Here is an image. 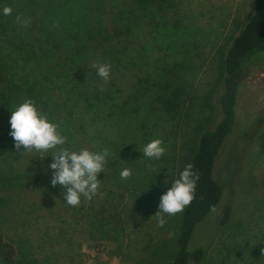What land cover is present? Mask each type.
Returning a JSON list of instances; mask_svg holds the SVG:
<instances>
[{
    "label": "trees",
    "instance_id": "obj_1",
    "mask_svg": "<svg viewBox=\"0 0 264 264\" xmlns=\"http://www.w3.org/2000/svg\"><path fill=\"white\" fill-rule=\"evenodd\" d=\"M4 6L13 9L11 15H3ZM196 8L184 0H0V264H60L63 250L56 245L74 244L65 230L74 233L79 251L85 235L90 245H111L112 255L133 256L129 220L142 211L144 222L148 208L158 211L161 196L188 163L199 180L191 204L165 216L166 224H174L172 255L150 262L151 252L143 259L144 264L203 261L206 247L190 249V242L224 197L214 168L234 133L247 69L253 60L264 61V0H254L232 31L222 20L202 21ZM21 13L29 26L16 23ZM98 63L111 64L106 82L93 67ZM209 64L220 90L212 109L204 110L209 113L191 125V87ZM27 98L60 123L67 137L63 147L109 149L91 200L68 205L62 186L51 183L53 157L15 148L11 110ZM156 138L163 140L165 154L144 156L143 146ZM251 139L264 158V115ZM124 168L132 171L126 180L120 176ZM167 169L172 172L164 182ZM231 192L256 211L264 209L253 164ZM235 214L234 204L224 203L219 223L228 225ZM53 218L62 223L59 230L41 229ZM256 256L255 264H264V246Z\"/></svg>",
    "mask_w": 264,
    "mask_h": 264
},
{
    "label": "rangeland",
    "instance_id": "obj_2",
    "mask_svg": "<svg viewBox=\"0 0 264 264\" xmlns=\"http://www.w3.org/2000/svg\"><path fill=\"white\" fill-rule=\"evenodd\" d=\"M254 0H184V5L190 3L191 7L197 6L199 16L202 21L215 19L222 20L226 25V31L236 29L237 17L244 19L250 13ZM214 65H205L201 70L199 78L195 80L191 87L193 107L191 117L187 120L194 121L195 117L204 115L206 107L212 109V105L220 90L216 86ZM237 123L234 133L231 134L227 143L217 156L214 168V176L225 187L224 197L221 204L202 220L196 227L190 242V249L198 246L206 247V254L202 262L191 264H255L258 260L256 255H260L264 246V209L255 210L252 202L245 199L240 194H233L232 188L239 184L245 169L253 164L256 176V190L264 198V158L256 151V145L251 136L258 127L264 115V61L253 60L244 78L237 102ZM185 125L186 129L191 128ZM207 127H211L208 123ZM183 138L181 137V143ZM180 147V146H179ZM185 152V151H184ZM177 153H180L178 148ZM186 153V152H185ZM183 153V154H185ZM181 154V153H180ZM182 156V155H181ZM178 170V168H177ZM176 170V171H177ZM171 169L164 171L162 178L169 180ZM177 176V172H176ZM163 181L161 180L160 183ZM244 199H243V198ZM232 202L236 209V214L231 218L228 225L219 223L222 216V205ZM224 202V203H223ZM142 212V211H141ZM141 212H137L129 220L128 239L132 242L133 256L126 253L124 256L112 255L111 245H90L92 241L85 235L79 237L82 240L80 251L77 249L78 241L76 237L72 239L74 233L65 230L67 238L71 235L70 241H63L56 245L61 250L60 264H144L145 256L152 255V260L166 261L171 257L174 250L172 233L174 224H165L164 227L157 226V218L154 216L158 211L153 212L150 208L144 212L145 221L142 220ZM59 219H52L49 226H43V230H59L62 227ZM140 222V223H138ZM54 225V226H52ZM173 228V229H172ZM70 244V245H69ZM127 242L125 241V248ZM72 248H75L73 250ZM128 249V248H127ZM68 256V257H67ZM263 260V259H262ZM156 264V263H155ZM164 264V263H163Z\"/></svg>",
    "mask_w": 264,
    "mask_h": 264
},
{
    "label": "clouds",
    "instance_id": "obj_3",
    "mask_svg": "<svg viewBox=\"0 0 264 264\" xmlns=\"http://www.w3.org/2000/svg\"><path fill=\"white\" fill-rule=\"evenodd\" d=\"M13 9L4 6L2 13L5 16L11 15ZM17 24L24 27L30 25V20L23 14L15 17ZM93 67L97 69V74L106 82L110 79L111 64L98 63ZM10 136L15 141V148H21L25 152L37 153L41 159L51 155L53 162L50 168L53 169L51 183L53 186L60 185L63 188L64 201L73 207L79 206L82 197L91 200L98 192L100 180L98 174L105 172L104 166L109 156V149L93 152L87 148L73 151L63 147L67 137L60 131V123L53 122L42 113L31 98L24 99L14 110H11ZM143 155L148 158L159 159L166 148L161 138L151 140L143 146ZM47 154V155H46ZM132 175L129 168H124L120 172L122 180L128 179ZM198 173L194 170V165L188 163L180 172L171 187L165 192L159 203V210L154 215L157 218V226L164 227L167 223L165 216H175L182 213L195 198Z\"/></svg>",
    "mask_w": 264,
    "mask_h": 264
}]
</instances>
